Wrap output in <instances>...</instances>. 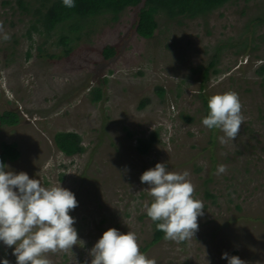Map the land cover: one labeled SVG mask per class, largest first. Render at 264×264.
Returning <instances> with one entry per match:
<instances>
[{
	"label": "rangeland",
	"instance_id": "obj_1",
	"mask_svg": "<svg viewBox=\"0 0 264 264\" xmlns=\"http://www.w3.org/2000/svg\"><path fill=\"white\" fill-rule=\"evenodd\" d=\"M14 1L0 0V21L11 37L5 41L0 34V114L19 116L14 127L0 124V145L15 144L20 153L6 167L46 188L60 185L78 201L69 214L83 244L73 247V255L49 254L52 264H91L90 250L110 228L135 232L140 251L157 264H228L225 252L264 264V84L255 73L264 64V25L246 28L264 12V0H232L206 19L180 25L160 18L151 40L135 32L138 9H127L116 23L98 19L69 56L52 46L54 38L43 44L32 33L29 40L33 20ZM242 41L245 52L237 46ZM107 46L116 55L106 60ZM216 47L220 74L210 76L202 93L209 99L235 91L245 117L228 144L220 143L222 132L202 124L198 69ZM95 88L102 94L98 102L92 100ZM61 132L78 134L84 153L61 154L53 141ZM154 132L158 140L139 154L137 140ZM157 163L189 172L204 215L191 241L163 240L143 250L152 238L151 220L144 217L152 198L140 176ZM219 165L227 166L226 173L217 175ZM13 251L0 242V261L16 264Z\"/></svg>",
	"mask_w": 264,
	"mask_h": 264
},
{
	"label": "clouds",
	"instance_id": "obj_2",
	"mask_svg": "<svg viewBox=\"0 0 264 264\" xmlns=\"http://www.w3.org/2000/svg\"><path fill=\"white\" fill-rule=\"evenodd\" d=\"M67 8H74V0H62ZM0 34L5 41L11 39L0 21ZM208 114L202 124L208 130H219L221 144L233 142L245 122L243 105L238 93L227 91L211 96L207 102ZM227 171L226 165L217 167V175ZM148 187L144 191L152 198L145 204L146 215L164 233V239L182 243L194 239L199 230L198 218L204 215L203 201L195 197V185L189 172L169 171L164 163L140 176ZM78 207L70 190L60 185L46 188L39 179L28 174L8 170L0 162V242L14 247L16 264H52L49 254H72L74 246L83 244L74 227L76 220L69 214ZM91 264H157L140 251L135 232L121 234L110 228L90 250ZM228 264H246L238 256L222 257ZM0 264H10L7 259Z\"/></svg>",
	"mask_w": 264,
	"mask_h": 264
},
{
	"label": "trees",
	"instance_id": "obj_3",
	"mask_svg": "<svg viewBox=\"0 0 264 264\" xmlns=\"http://www.w3.org/2000/svg\"><path fill=\"white\" fill-rule=\"evenodd\" d=\"M232 0H74L75 7L67 8L63 5L62 0H15V7L21 14L31 16L27 37L31 40V34L35 33L43 38V44H46L53 38L52 46L63 48L62 54L69 56L83 37L94 32L98 19L105 18L107 22L116 23L123 12L127 9H138L137 19L135 22L136 34L145 40L155 38L156 32L159 30V20L163 18L166 23L177 22L179 25L182 20L206 19L209 15L221 8L229 5ZM12 4L7 1L4 4ZM264 25V12L252 19L246 28H254ZM251 26V27H250ZM247 32V31H246ZM243 42V41H242ZM246 50V43L237 44ZM39 52L41 47H38ZM221 47H216L214 54L205 66H200L201 84L199 89V97L203 105L204 118L208 114V99L203 95V91L207 87V83L211 75L217 76L220 70L217 68L219 64V52ZM242 51L236 54L242 53ZM103 57L107 60L116 55L115 47L107 46L102 50ZM50 59L58 58V55L51 54ZM255 73L262 79L264 84V64L259 66ZM160 95L164 94L163 89L158 88ZM93 102L102 99L101 91L98 88L93 89ZM144 107V103L141 104ZM188 122L191 118L186 117ZM19 116L14 112H4L0 114V124L2 126L14 127L18 125ZM158 133L150 134L147 139L137 140V151L141 155L147 154L149 149L158 140ZM56 149L66 157H73L84 153L81 137L72 132L56 133L53 137ZM20 153L15 144L2 143L0 145V162L6 166L7 162H15L19 159ZM207 198L213 196L206 191ZM151 202L149 203L150 206ZM147 217V215H144ZM148 218V217H147ZM152 238L143 250L158 244L165 240L164 233L156 230V224L151 221Z\"/></svg>",
	"mask_w": 264,
	"mask_h": 264
}]
</instances>
